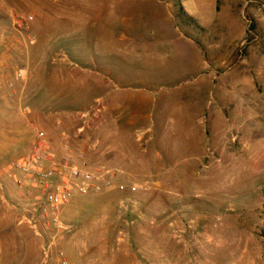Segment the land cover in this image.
I'll return each mask as SVG.
<instances>
[{
    "label": "rangeland",
    "instance_id": "rangeland-1",
    "mask_svg": "<svg viewBox=\"0 0 264 264\" xmlns=\"http://www.w3.org/2000/svg\"><path fill=\"white\" fill-rule=\"evenodd\" d=\"M38 131L109 183L56 222L11 166ZM16 231L0 264H264V0H0V238Z\"/></svg>",
    "mask_w": 264,
    "mask_h": 264
},
{
    "label": "built area",
    "instance_id": "built-area-1",
    "mask_svg": "<svg viewBox=\"0 0 264 264\" xmlns=\"http://www.w3.org/2000/svg\"><path fill=\"white\" fill-rule=\"evenodd\" d=\"M11 166L21 173L29 187L38 191L39 199L51 212L54 222L59 207L68 204L74 197L100 193L103 183L106 186L109 184L104 180L106 175L100 171H90L85 165L54 161L43 143V133L39 131L27 156ZM118 189L123 190V186L119 185Z\"/></svg>",
    "mask_w": 264,
    "mask_h": 264
},
{
    "label": "crops",
    "instance_id": "crops-1",
    "mask_svg": "<svg viewBox=\"0 0 264 264\" xmlns=\"http://www.w3.org/2000/svg\"><path fill=\"white\" fill-rule=\"evenodd\" d=\"M181 7L188 15L185 3L181 2ZM18 235L19 231H16V235L12 233L8 235L7 239L0 238V259H4L5 263H9V260L19 257V254H21L20 249L24 248L25 240Z\"/></svg>",
    "mask_w": 264,
    "mask_h": 264
}]
</instances>
